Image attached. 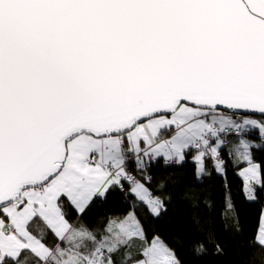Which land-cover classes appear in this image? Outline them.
Segmentation results:
<instances>
[{"label":"snow or ice","instance_id":"1","mask_svg":"<svg viewBox=\"0 0 264 264\" xmlns=\"http://www.w3.org/2000/svg\"><path fill=\"white\" fill-rule=\"evenodd\" d=\"M253 147L264 150V0H0V264H183L137 216L143 205L159 218L172 193L154 195L129 164L182 165L195 150V177L211 160L232 212L224 156L256 201ZM116 189L129 211L85 221ZM179 195L197 209L192 254L227 255L199 198ZM248 245L244 264H264V211Z\"/></svg>","mask_w":264,"mask_h":264},{"label":"trees","instance_id":"2","mask_svg":"<svg viewBox=\"0 0 264 264\" xmlns=\"http://www.w3.org/2000/svg\"><path fill=\"white\" fill-rule=\"evenodd\" d=\"M253 139L260 141L258 134L252 136ZM254 159L264 161V150L253 147ZM194 151L187 155L186 161L182 164L168 163L160 157L156 162H151L145 172H137L133 164L129 165V170L137 177L142 175H151L153 181L148 187L153 189L154 195L165 199L168 193H172L171 203L166 201L167 211H162L159 218H153L148 209L141 205L137 209V216L144 223L148 230V235L158 234L165 242L176 251L177 256L183 261V264H244L253 250L248 245V241L254 237L256 229L259 226V213L264 206V190L257 187L256 201H249L242 195L243 183L232 181L234 170L231 164L227 163V174L229 175L227 184L229 192L235 196L233 203L234 210L229 212L226 208V191L224 179L212 168L211 160H206L210 176H204L200 180L195 177L196 163L191 159ZM226 161L229 160L225 154ZM235 178V177H234ZM163 182L166 185L164 192L156 191V187ZM233 182V184L231 183ZM128 185L125 186L127 189ZM179 189L178 191L176 189ZM185 189H190L191 193L201 201L200 211L208 213L213 222L218 241L223 245L227 255L223 257L206 256L197 259L191 251L192 241L198 238L197 225L194 223V209L189 204L180 199L179 193ZM228 192V195H229ZM129 196L128 200H134ZM204 201H207L211 208H205ZM129 211L128 204L125 201L124 193L119 189L110 190L106 201L96 200L84 219L88 223H96L100 218L108 215H123ZM235 215L239 218V224L242 228V235L233 238L231 232L232 219ZM226 217L227 219H222ZM225 223L228 229H225Z\"/></svg>","mask_w":264,"mask_h":264},{"label":"crops","instance_id":"3","mask_svg":"<svg viewBox=\"0 0 264 264\" xmlns=\"http://www.w3.org/2000/svg\"><path fill=\"white\" fill-rule=\"evenodd\" d=\"M256 134H258L259 135V133L256 131ZM248 137H251L252 138V136H248ZM255 140V139H254ZM256 141H258V140H256ZM260 142H261V140H260ZM230 164H231V162H229ZM231 166L233 167V165L231 164ZM241 167H244L245 165H240ZM228 177H229V175H227V180H228ZM239 178V180L241 181L240 183H243L242 182V180H241V178L240 177H238ZM232 181H234V182H236V181H238L236 178H234L233 177V179H232ZM232 184H233V182H231ZM243 193H244V191L242 190V195H243ZM229 195H230V198H231V204L233 205V203H234V201H235V196H233L232 195V193L231 192H229ZM257 195V199H258V194H256ZM244 197H245V193H244ZM262 211H264V206H262V208H261V210H260V213H259V222H260V217H261V213H262Z\"/></svg>","mask_w":264,"mask_h":264},{"label":"rangeland","instance_id":"4","mask_svg":"<svg viewBox=\"0 0 264 264\" xmlns=\"http://www.w3.org/2000/svg\"><path fill=\"white\" fill-rule=\"evenodd\" d=\"M254 118H259V117H254ZM254 131H257L258 133H259V131L257 130V129H253ZM246 139H249V140H252L253 142H254V144L255 143H261L260 141H256V140H254L253 138H251V137H247L246 136ZM194 152H193V154L192 155H195V150H193ZM158 158H160V157H158ZM158 158L156 159V160H158ZM163 158V157H162ZM229 162H230V160H228ZM156 162V161H155ZM130 165V164H129ZM228 175V174H227ZM234 177L235 178H238V176L237 175H234ZM239 179V178H238ZM127 184H125V186H126ZM243 195H244V193H243Z\"/></svg>","mask_w":264,"mask_h":264},{"label":"bare ground","instance_id":"5","mask_svg":"<svg viewBox=\"0 0 264 264\" xmlns=\"http://www.w3.org/2000/svg\"><path fill=\"white\" fill-rule=\"evenodd\" d=\"M254 134H256V131H254V130H252L248 135H247V137L248 136H253ZM233 168V167H232ZM134 174V173H133ZM139 178V177H138Z\"/></svg>","mask_w":264,"mask_h":264},{"label":"built area","instance_id":"6","mask_svg":"<svg viewBox=\"0 0 264 264\" xmlns=\"http://www.w3.org/2000/svg\"><path fill=\"white\" fill-rule=\"evenodd\" d=\"M155 161H157L156 159L155 160H153V162H155ZM135 175V174H134ZM138 178V177H137ZM256 191H257V188H256Z\"/></svg>","mask_w":264,"mask_h":264},{"label":"water","instance_id":"7","mask_svg":"<svg viewBox=\"0 0 264 264\" xmlns=\"http://www.w3.org/2000/svg\"><path fill=\"white\" fill-rule=\"evenodd\" d=\"M257 117H258V115H257Z\"/></svg>","mask_w":264,"mask_h":264}]
</instances>
